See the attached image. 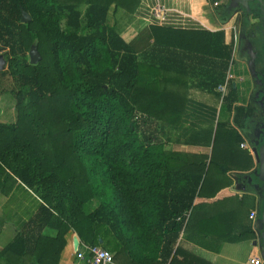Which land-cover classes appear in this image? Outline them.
Masks as SVG:
<instances>
[{
  "label": "trees",
  "instance_id": "trees-1",
  "mask_svg": "<svg viewBox=\"0 0 264 264\" xmlns=\"http://www.w3.org/2000/svg\"><path fill=\"white\" fill-rule=\"evenodd\" d=\"M135 2L0 0V96L10 94L15 110L14 121L0 122V191L19 179L42 201L0 249V264H59L72 233L74 260L77 236L115 264H214L178 244L193 227L209 250L257 237L253 195L229 191L228 172L253 167L238 132L218 125L205 155L167 150L144 129L141 115L165 121L160 109L175 93L161 92L169 78L138 59L157 28L126 42L110 21ZM230 53L222 45L218 54L227 62ZM235 91L223 99L238 119Z\"/></svg>",
  "mask_w": 264,
  "mask_h": 264
},
{
  "label": "crops",
  "instance_id": "crops-1",
  "mask_svg": "<svg viewBox=\"0 0 264 264\" xmlns=\"http://www.w3.org/2000/svg\"><path fill=\"white\" fill-rule=\"evenodd\" d=\"M132 4V11L122 9L113 16L110 13V21L115 23V29L126 42H130L145 27L152 25L157 28L153 31L149 47L137 54L138 59L153 65L162 77L169 78V81L160 82L161 92L175 93L170 105L160 109V115L165 121L149 120L147 114L141 115L146 121L144 129L165 141L167 150L205 155L211 154L218 125L238 132L242 136L238 148L249 152L253 167L245 171L230 170L227 174L232 181L229 191L237 196H244L246 193L253 195L255 207L251 210L257 209L258 198L254 187L245 185L243 189L248 176L257 167L248 132L253 127V122L249 124L248 118L257 110L251 100L254 84L243 50L249 42L242 41L243 46H238L239 28L244 17L237 16L238 11L228 5L227 0H137ZM158 6L166 9L163 21L152 14V10ZM222 45L231 46L227 62L218 54L221 53ZM235 61L240 69L244 68L246 71L245 76H239V79L232 73ZM228 75L232 77L224 97L231 93L232 88L236 90L234 105L241 107L244 112L238 119L235 118L234 109L228 108L217 90V86L223 84ZM239 80L244 82L240 88L237 87ZM242 97L245 98L244 101H241ZM241 143L248 145L251 150L241 147ZM238 160L244 161L239 157ZM7 186L6 193L0 191V217L4 219L0 231V249L12 240L16 231L33 216L42 203L19 179L16 182L8 181ZM208 197L202 196L195 201L203 202ZM252 228L254 229L253 224ZM196 230L194 227L190 228V238L181 236L178 244L214 264H250V258L259 254L258 246L253 245V240L257 237L223 242L216 251L201 246V243H207V237L201 228L198 227V234ZM74 234L76 235L72 233L68 236L59 264H74L70 245ZM241 248L245 249L246 256L240 260L237 253Z\"/></svg>",
  "mask_w": 264,
  "mask_h": 264
},
{
  "label": "flooded vegetation",
  "instance_id": "flooded-vegetation-1",
  "mask_svg": "<svg viewBox=\"0 0 264 264\" xmlns=\"http://www.w3.org/2000/svg\"><path fill=\"white\" fill-rule=\"evenodd\" d=\"M227 3L238 11L237 16L244 17L239 28L238 46H243L242 41L249 42L243 47L246 53L245 61L247 67L253 69L257 75L255 78L249 74L254 84L251 100L257 108L248 118L249 124L253 122V127H250L248 132L250 139L254 140L264 123V100H261L264 98V0H227Z\"/></svg>",
  "mask_w": 264,
  "mask_h": 264
},
{
  "label": "water",
  "instance_id": "water-1",
  "mask_svg": "<svg viewBox=\"0 0 264 264\" xmlns=\"http://www.w3.org/2000/svg\"><path fill=\"white\" fill-rule=\"evenodd\" d=\"M259 1V0H258ZM22 20H27L29 18L28 14L22 10ZM253 48L255 46L252 45ZM40 56L37 52L35 46H33L29 50V59L31 63H36L39 60ZM6 60L3 52H0V71L5 68ZM250 75L253 77H257L256 73L253 69H249ZM235 87V85H234ZM258 96V95H257ZM261 100H264L262 97ZM250 144L252 145V152L254 155V159L257 167L252 172V175L248 176L247 183L244 184L243 189H245V185H251L254 187L256 191V195L258 198L257 205V213L258 218L255 223V230H257V239L253 240V245L258 246L259 254L264 264V123L262 128H260L257 137L253 140L250 139ZM263 203V204H262ZM79 244V239L77 236L75 237V247Z\"/></svg>",
  "mask_w": 264,
  "mask_h": 264
},
{
  "label": "built area",
  "instance_id": "built-area-1",
  "mask_svg": "<svg viewBox=\"0 0 264 264\" xmlns=\"http://www.w3.org/2000/svg\"><path fill=\"white\" fill-rule=\"evenodd\" d=\"M166 9L164 7H155L152 10V14L158 20H165ZM231 75H228L225 82L217 86V90L221 94L222 98L227 94V87L229 86V80L231 79ZM241 147L247 148L249 150L250 147L241 143ZM249 220L252 222L255 228V223L258 218L257 209H253L249 212L248 215ZM257 231V230H255ZM257 234V232H256ZM258 236V235H257ZM250 264H263L260 254L253 256L249 260ZM74 264H115L113 254L101 246L97 245H89L86 243L79 242V246L77 248L75 254V263Z\"/></svg>",
  "mask_w": 264,
  "mask_h": 264
},
{
  "label": "rangeland",
  "instance_id": "rangeland-1",
  "mask_svg": "<svg viewBox=\"0 0 264 264\" xmlns=\"http://www.w3.org/2000/svg\"><path fill=\"white\" fill-rule=\"evenodd\" d=\"M5 51L2 47V45L0 44V52ZM232 73L234 74V76L236 77V79H239L240 77L245 76L246 71L245 69H240V67L238 66V62L235 61V63L232 66ZM244 84V82L242 81H237V87L240 88L242 87V85ZM245 98H241V101H244ZM13 98L10 94H5L3 96H0V122H9V121H14L15 119V110H14V105H13ZM238 258L241 260L242 258H245L246 253H245V249L241 248L238 253Z\"/></svg>",
  "mask_w": 264,
  "mask_h": 264
}]
</instances>
